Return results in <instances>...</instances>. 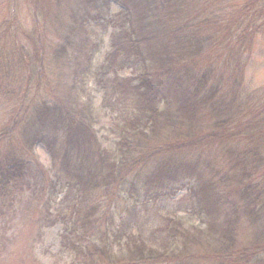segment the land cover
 I'll return each mask as SVG.
<instances>
[{
    "label": "trees",
    "instance_id": "1",
    "mask_svg": "<svg viewBox=\"0 0 264 264\" xmlns=\"http://www.w3.org/2000/svg\"><path fill=\"white\" fill-rule=\"evenodd\" d=\"M29 5L33 29L21 27L26 21L16 17L0 22L3 65L18 63V73L30 80L37 75L35 94L34 83L9 71L0 76V97L10 105L13 123L0 131V231L22 209L28 219L35 201L26 193L30 162L10 139L16 124L26 122L35 130L26 144L32 151L44 148L51 163L37 159L44 174H37V235L59 225L58 254L71 264L200 259L264 264V89L244 87L253 41L264 33V0H30ZM101 108L105 118L113 113L117 127L110 131L119 141L102 144L95 159L90 152L99 150L95 126ZM143 181L148 190L141 194ZM104 182L107 193L121 188L133 195L125 200L131 203L120 215L121 227L111 220L106 229L112 230L97 231L101 218L84 208L82 186ZM74 190L79 201L66 206ZM183 190L187 214L176 225L164 223L158 201H171ZM138 198L148 208L155 204V224L151 215L140 218ZM188 215L209 216L207 232L219 238L210 241L211 254L208 248L201 254L178 250L185 243L187 251L190 236H204L182 232ZM125 216L135 222L130 230ZM0 236V249L8 253L19 234ZM236 244L242 248L231 250Z\"/></svg>",
    "mask_w": 264,
    "mask_h": 264
},
{
    "label": "rangeland",
    "instance_id": "2",
    "mask_svg": "<svg viewBox=\"0 0 264 264\" xmlns=\"http://www.w3.org/2000/svg\"><path fill=\"white\" fill-rule=\"evenodd\" d=\"M35 4H37V0H33ZM30 0H0V22H5L7 19H12L13 17H16L17 20L24 19L26 23L22 20L21 23H18L21 27L26 28L27 30L33 29L35 27L34 21L31 22V20H34V16L32 13V8L29 5ZM252 56L248 63V66L246 68L245 73V79H244V87L247 90H259L264 89V33L259 34L256 36V38L253 41L252 45ZM3 58L0 56V71L3 75L4 72H11V76H18L20 79L19 81H27L26 84L34 83L35 86L32 84L31 91L33 94L36 92V86H37V75L35 74V78L33 80H30L27 76L26 72L18 73L22 71L21 66L17 64H9V65H3L5 63L2 62ZM229 86H225V90H228ZM5 99L0 97V131L2 129L4 130H10L13 126V123L8 122V110L10 105H5L4 103ZM98 101L99 98H98ZM74 102L73 100L71 101ZM102 110V118H100V123L96 124V129L98 131V138H99V150L95 153L90 152L92 158L97 159L99 157V153L101 150L102 144L110 145L112 146L113 140L116 139L119 141V138L117 135H115L110 129L116 128L117 124L112 122V112L110 110V114L105 118L106 110L104 108H101ZM19 110V109H18ZM109 110V109H108ZM101 113V112H100ZM116 114V113H114ZM23 115V111L20 108V112L18 113V117L20 118ZM19 121V120H17ZM234 124V123H233ZM13 128L12 131V137H10L11 142L15 143V145L18 148V153L23 154L26 153V157L28 158V161L30 162L32 172L28 176V179L31 183L30 188H27L26 193L29 197H32L31 195L35 196V201L32 205H30L28 208L31 210L29 212V217L26 219L28 213H23V209L21 212H19L18 215H16L14 219V223L10 225V227L7 230H4L3 232L0 231V235L4 234V232H14L18 233L19 236L16 238V243L12 244L9 247L8 253H4L5 249H0V264H71V260L67 259L66 257H62L58 254V245L60 243V227L59 225L51 227L49 229H41L40 235H37V214L36 206H37V193L40 190V182L37 185V174H43L40 172L37 167L40 165L48 166L50 165L49 161V155L47 151L42 148L41 146H36V149L32 151L29 146L26 144L25 140H28V137L30 138L35 130L30 129V124H27L26 122H18ZM233 126V125H232ZM183 132L187 134L186 130H183ZM3 133V132H2ZM31 133V134H30ZM107 137H109V140H107ZM88 145V144H87ZM86 145V146H87ZM89 153V152H88ZM37 159L41 160L40 163L37 164ZM95 168V167H94ZM102 169L96 168V172H100ZM49 172V171H46ZM44 175V174H43ZM42 175V177H43ZM121 176L125 182L126 176L124 172H121ZM41 177V180H42ZM104 180V179H103ZM105 181V180H104ZM76 184V182H75ZM105 184L107 182H104L102 187L94 186V183H91L89 186L87 185H80L84 187L83 191V197H85L84 202V208H87L89 212V216L91 211L93 212L91 217H94L96 214H99L101 221H97L95 224L96 230H102V231H109L111 229L108 228L111 224V220L113 221V225H117V227H121L123 221L119 222L121 220V213H124L123 216L127 213L124 212V210L128 211V207L130 206L129 201H125L126 199L132 197V195L128 192L129 189H121L117 188V190L111 191L107 193V189ZM79 186V185H78ZM141 194L146 193L148 190V186L146 185V182L143 181V185L140 184L139 188H142ZM154 191V190H150ZM149 192V193H150ZM186 190L180 191L171 201L167 199H162L158 201L156 207L159 208V214L161 213L164 223L167 224V222L172 223L173 225H176V219L180 215L187 214L186 211V205H183L181 202L185 199L183 197L186 194ZM135 192V197L139 194ZM67 194V193H66ZM64 195L62 196V198ZM183 197V198H182ZM33 198V197H32ZM143 198V197H142ZM27 202L30 201V199H26ZM78 200V191L74 190V192L68 196L67 201L65 204L68 206L72 203L74 205L77 203ZM84 201V198L83 200ZM141 206H139L140 211V218L143 215H151L156 214L154 212L155 204H151L149 208L147 206H143L141 204L140 199H136ZM134 202V201H132ZM94 208V209H93ZM192 210V208H190ZM94 210V211H93ZM96 212V214L94 213ZM225 213V212H224ZM237 214L231 213V215H227V218H225V221L232 219ZM116 219H114V218ZM126 226L125 229L130 230L134 226L135 222L131 218V216H125ZM153 215L149 216V220L151 224H155V220L152 218ZM190 220H185L187 222L184 223V227L182 228V232L186 231L185 229H191L190 231L196 233L199 231H204V236L202 238H199L195 240L192 236H190V241L187 246V251L185 250L186 244L183 243L178 248L179 251H183L184 253L189 252H196L197 254H201L202 250L209 249V252L207 250H204L206 253L211 254L214 252L210 246V241H217L219 238H215L214 234L208 233V221L209 216L203 215L195 216L193 215V218L191 219L192 215L187 216ZM223 219V216H222ZM108 221V222H107ZM263 222V221H262ZM108 223V225L106 224ZM116 223V224H115ZM24 224V226H23ZM99 224V225H98ZM35 227V231L32 230V227ZM124 229V231H126ZM151 229V228H150ZM147 229V230H150ZM32 232H31V231ZM187 233V232H186ZM260 233H264V224L260 227ZM4 236H0V241L3 239ZM101 237V236H100ZM183 235L180 236L182 238ZM102 238V237H101ZM125 238H123V245H125ZM231 242L234 243V240H228L229 245H231ZM17 245V246H15ZM230 246L231 250L236 251L237 249L242 248L241 244H236ZM118 248V245L115 246ZM192 258V257H191ZM198 260V259H197ZM202 261H199L198 264H208L209 262L206 261V259H200ZM210 261H212L211 258H209ZM189 261H192V263L196 262V259H191ZM210 264V263H209Z\"/></svg>",
    "mask_w": 264,
    "mask_h": 264
}]
</instances>
